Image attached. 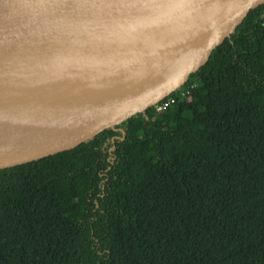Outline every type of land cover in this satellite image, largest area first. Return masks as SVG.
<instances>
[{
    "label": "trees",
    "instance_id": "trees-1",
    "mask_svg": "<svg viewBox=\"0 0 264 264\" xmlns=\"http://www.w3.org/2000/svg\"><path fill=\"white\" fill-rule=\"evenodd\" d=\"M171 99L0 169V264H264V4Z\"/></svg>",
    "mask_w": 264,
    "mask_h": 264
},
{
    "label": "water",
    "instance_id": "water-1",
    "mask_svg": "<svg viewBox=\"0 0 264 264\" xmlns=\"http://www.w3.org/2000/svg\"><path fill=\"white\" fill-rule=\"evenodd\" d=\"M262 4L0 0V169L125 135L118 126L183 86Z\"/></svg>",
    "mask_w": 264,
    "mask_h": 264
},
{
    "label": "bare ground",
    "instance_id": "bare-ground-1",
    "mask_svg": "<svg viewBox=\"0 0 264 264\" xmlns=\"http://www.w3.org/2000/svg\"><path fill=\"white\" fill-rule=\"evenodd\" d=\"M61 22H59L58 24H60ZM69 23H70V21H66L65 25H62L60 28H57V27H54V25H51V26L45 28V30H46L45 33H43V30H39V31H36V32H39V34H41V37L44 38V37L53 35L57 31H60L61 29L65 28ZM61 24H63V23H61ZM37 38H39V35L34 33V34L30 35V38L24 39V40L31 41V40H34V39H37Z\"/></svg>",
    "mask_w": 264,
    "mask_h": 264
},
{
    "label": "built area",
    "instance_id": "built-area-1",
    "mask_svg": "<svg viewBox=\"0 0 264 264\" xmlns=\"http://www.w3.org/2000/svg\"><path fill=\"white\" fill-rule=\"evenodd\" d=\"M163 101V100H162ZM175 100L174 99H171V100H166L164 102L161 103V101L156 104L157 107H156V111L157 112H163L167 109V107L169 106L170 103L174 102Z\"/></svg>",
    "mask_w": 264,
    "mask_h": 264
},
{
    "label": "snow or ice",
    "instance_id": "snow-or-ice-1",
    "mask_svg": "<svg viewBox=\"0 0 264 264\" xmlns=\"http://www.w3.org/2000/svg\"><path fill=\"white\" fill-rule=\"evenodd\" d=\"M163 2H168V0H163Z\"/></svg>",
    "mask_w": 264,
    "mask_h": 264
},
{
    "label": "clouds",
    "instance_id": "clouds-1",
    "mask_svg": "<svg viewBox=\"0 0 264 264\" xmlns=\"http://www.w3.org/2000/svg\"><path fill=\"white\" fill-rule=\"evenodd\" d=\"M169 97V96H168ZM167 98V97H166ZM162 101V100H161Z\"/></svg>",
    "mask_w": 264,
    "mask_h": 264
}]
</instances>
